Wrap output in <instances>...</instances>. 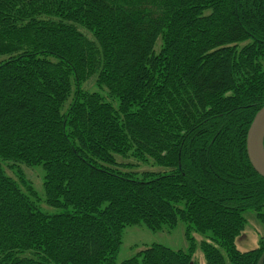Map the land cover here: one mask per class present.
<instances>
[{"label":"trees","instance_id":"1","mask_svg":"<svg viewBox=\"0 0 264 264\" xmlns=\"http://www.w3.org/2000/svg\"><path fill=\"white\" fill-rule=\"evenodd\" d=\"M0 57V264H116L127 227L180 222L188 252L153 245L123 264H198V249L259 263L264 238L236 242L247 215L264 227L247 154L264 0H0ZM22 166L43 168L45 204L65 212L39 209Z\"/></svg>","mask_w":264,"mask_h":264},{"label":"rangeland","instance_id":"2","mask_svg":"<svg viewBox=\"0 0 264 264\" xmlns=\"http://www.w3.org/2000/svg\"><path fill=\"white\" fill-rule=\"evenodd\" d=\"M159 47L160 43L156 47L157 53L159 52ZM84 87L90 92L99 91V89L96 87L95 79L90 80ZM103 94L106 95L105 92H103ZM116 159L118 164L127 165V169L123 170L124 172L133 171L140 174L151 171L163 172V169L154 167L153 162L150 160L147 163H141L133 157H128L127 159L116 157ZM5 169L10 177H15L13 171L8 168ZM22 169L26 172L28 179H30L36 189L39 209L49 215H57L65 212L64 210L54 209L45 204V172L43 168L37 167L31 169L26 166H22ZM247 220L248 225L246 226V230L236 242L239 250H248L254 248L259 244V241L264 238V227L258 222L255 215H247ZM186 229L187 224L184 222H180L178 226L171 232L167 231L166 229L160 232H153L145 225L127 227L124 231L123 243L120 253L117 257L116 264H123L125 261L135 257L139 252L153 245H161L174 251L188 252L190 244L186 239ZM192 237L198 245L203 240H205L203 236L195 232L192 233ZM195 261L198 264L206 263L204 255L200 249H198L195 254Z\"/></svg>","mask_w":264,"mask_h":264},{"label":"water","instance_id":"3","mask_svg":"<svg viewBox=\"0 0 264 264\" xmlns=\"http://www.w3.org/2000/svg\"><path fill=\"white\" fill-rule=\"evenodd\" d=\"M247 153L255 171L264 178V106L255 116L247 135ZM264 262V253L258 264Z\"/></svg>","mask_w":264,"mask_h":264},{"label":"bare ground","instance_id":"4","mask_svg":"<svg viewBox=\"0 0 264 264\" xmlns=\"http://www.w3.org/2000/svg\"><path fill=\"white\" fill-rule=\"evenodd\" d=\"M248 154V153H247ZM249 158V157H248ZM250 161V160H249ZM251 163V162H250ZM252 165V164H251ZM253 167V166H252ZM254 169V168H253ZM255 170V169H254Z\"/></svg>","mask_w":264,"mask_h":264}]
</instances>
